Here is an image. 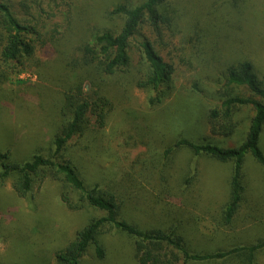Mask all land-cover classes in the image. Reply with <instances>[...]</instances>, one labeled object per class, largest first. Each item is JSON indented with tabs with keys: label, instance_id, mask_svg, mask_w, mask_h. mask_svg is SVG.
<instances>
[{
	"label": "rangeland",
	"instance_id": "374dc122",
	"mask_svg": "<svg viewBox=\"0 0 264 264\" xmlns=\"http://www.w3.org/2000/svg\"><path fill=\"white\" fill-rule=\"evenodd\" d=\"M1 1L19 15L27 12L24 18L39 23L43 39L48 41L44 48H39V42L35 58L17 73H6L0 66V151L9 150L15 162H23L31 158L35 145L42 153L48 149L45 135L58 121L55 102L59 89L54 79L71 59L73 49L105 20L112 25L105 12L115 3L139 0ZM21 2L26 8L22 9ZM166 2L177 15L175 30L173 36L166 33L164 45L156 49L174 67L170 96L152 108L150 91L137 88L125 76L109 78L105 83L114 109L104 129L94 136L99 154L94 157L80 148L72 152L73 159L77 158L86 185H110L122 202L120 217L138 228L168 230L178 224L190 248L201 254L252 245L264 239V179L263 168L251 155L244 158L243 202L233 223L225 227L219 215L229 197L231 164L194 156L185 149L173 150L168 156L165 151L181 138L195 143L206 138L223 148L242 143L254 114L252 107L239 108L235 117L239 126L229 138L210 133L208 109L220 104L218 92L228 66L247 61L260 79L264 77V0ZM55 56L58 63L51 67ZM25 91L41 95L43 110L34 95L38 104H27ZM233 95L247 97L250 93L234 86ZM35 120L41 122L39 130H33ZM259 147L264 154V130ZM108 174L114 176L111 182L106 181ZM188 176L192 179L187 185L184 179ZM61 189L59 182L47 179L22 199L13 192L11 179L0 180L1 263L55 264V253L78 229L90 219L104 216L77 202L75 192L70 196L79 209L66 208L60 202ZM100 239L104 259L97 260L90 247L82 264H138L133 240L125 234L106 226ZM207 264L240 263L228 258ZM255 264H264V249L258 252Z\"/></svg>",
	"mask_w": 264,
	"mask_h": 264
},
{
	"label": "trees",
	"instance_id": "16d2710c",
	"mask_svg": "<svg viewBox=\"0 0 264 264\" xmlns=\"http://www.w3.org/2000/svg\"><path fill=\"white\" fill-rule=\"evenodd\" d=\"M19 5L26 8L22 2ZM11 7L8 2L0 0V66L4 72L13 74L35 58L39 42V48H44L48 41L43 39L39 23L24 18L27 12L19 15ZM105 17L112 25L105 20L102 27L93 30L87 41L78 43L71 59L66 60L59 71L61 73L54 79L59 89L55 102L58 121L52 124V132L45 135L46 153L35 145L29 160L15 162L9 150L0 151V180L11 179L13 192L19 198L27 199L35 185L51 179L61 184L60 202L66 208L79 209L70 196L75 192L78 194L77 202L104 213L102 217L90 219L75 232L69 243L55 253V264H82L90 247L94 249L97 260H103L105 249L100 236L106 226L133 240L134 258L138 264H207L228 258L240 264H255L258 252L264 249V239L249 246L197 253L188 245L178 224L168 230L138 228L120 217L122 202L108 183H105L108 188L104 183L85 184L72 152H79L82 148L89 155L94 153V157L99 154L95 152L94 136L104 129L114 109L105 82L118 75L125 76L124 79L133 82L137 88L152 93L148 95V104L152 108L160 105L173 90L174 67L156 49L164 45L166 33L173 36L175 30L177 15L166 0L115 3L106 10ZM57 63L55 56L51 67ZM223 80V88L218 92L220 104L208 109L210 133L223 138L233 136L239 126L235 118L239 108L251 106L254 114L242 143L234 148H223L206 141V138L203 143L181 138L175 140L173 148L165 151V156L173 150L185 149L194 156H206L219 163L231 164L229 197L219 215L222 225L227 227L233 223L243 202L246 154L263 168L264 179V154L259 147L264 130V77L260 79L251 63L243 61L228 66L223 72ZM234 86L245 87L250 95L234 96ZM194 89L199 92L197 85ZM25 93L27 104H38L32 99L34 95L40 100L38 106L43 110L41 95ZM39 117L43 118V114L40 113ZM40 123L35 120L33 130H39ZM113 177L108 174L106 181L111 182ZM190 179L192 177H186L184 183L188 185Z\"/></svg>",
	"mask_w": 264,
	"mask_h": 264
}]
</instances>
